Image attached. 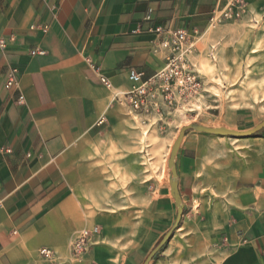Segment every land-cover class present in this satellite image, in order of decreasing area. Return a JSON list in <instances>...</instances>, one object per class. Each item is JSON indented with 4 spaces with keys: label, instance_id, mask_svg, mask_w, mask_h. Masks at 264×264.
Segmentation results:
<instances>
[{
    "label": "crops",
    "instance_id": "obj_1",
    "mask_svg": "<svg viewBox=\"0 0 264 264\" xmlns=\"http://www.w3.org/2000/svg\"><path fill=\"white\" fill-rule=\"evenodd\" d=\"M227 1L0 0V264H44L42 247L62 264H143L172 229L149 264H264V127L231 145L185 133L175 161L184 206L177 227L167 153L159 176L145 161L109 158L131 132L115 130L138 118L116 100L131 86L129 69L148 78L166 63L156 29H189L198 70L209 19ZM13 67L18 83L7 88ZM261 121L241 107L229 127ZM167 137L172 145L175 135ZM95 226L89 250L75 257L73 240Z\"/></svg>",
    "mask_w": 264,
    "mask_h": 264
},
{
    "label": "rangeland",
    "instance_id": "obj_2",
    "mask_svg": "<svg viewBox=\"0 0 264 264\" xmlns=\"http://www.w3.org/2000/svg\"><path fill=\"white\" fill-rule=\"evenodd\" d=\"M198 61V72L205 89L199 98L196 112L175 113L172 115V123L151 127H143L140 119L135 118V123L128 122L115 130L131 132L127 139L122 140L125 144L123 151L109 158H131L136 165L145 161L150 165L152 175L159 176L160 163L157 161L162 160L164 151L169 158L172 145L184 125L198 122L229 127L236 110L241 107L250 109L255 120L264 119V4L256 9H247L237 20L208 29ZM169 132L175 135L172 145L167 137ZM213 137L230 145L240 139L215 134ZM148 145L151 152L144 159L142 149ZM86 146L87 159L93 162L94 136L87 139Z\"/></svg>",
    "mask_w": 264,
    "mask_h": 264
},
{
    "label": "built area",
    "instance_id": "obj_3",
    "mask_svg": "<svg viewBox=\"0 0 264 264\" xmlns=\"http://www.w3.org/2000/svg\"><path fill=\"white\" fill-rule=\"evenodd\" d=\"M246 10L244 0H228L223 7L212 13L207 29H215L227 21L237 20ZM156 30L161 37L157 45L165 51V65L148 78L141 71L129 69L130 88L116 94V100L127 106L129 114L141 118V123L149 127L164 124V120L175 113L196 112L199 98L205 89L204 81L191 61L196 49L193 33L186 28L158 27ZM195 33L199 34L198 31ZM4 46V40L0 39V47ZM32 53L45 54L46 51L35 49ZM18 74L17 68H11L7 88L18 83ZM100 79L104 85L112 87L109 78L101 76ZM23 99L24 96L20 95L19 100ZM104 121L102 118L99 123ZM98 231V226L82 229L71 244L72 254L80 257L86 253L90 248L92 235ZM39 254L44 264H62L61 258L51 247H42Z\"/></svg>",
    "mask_w": 264,
    "mask_h": 264
},
{
    "label": "water",
    "instance_id": "obj_4",
    "mask_svg": "<svg viewBox=\"0 0 264 264\" xmlns=\"http://www.w3.org/2000/svg\"><path fill=\"white\" fill-rule=\"evenodd\" d=\"M264 127V119L256 124L255 126L249 128V129H245V130H239V129H235V128H230L227 126H223V125H219V126H209V125H205L202 123H198V122H193L187 125H184L183 127H181L180 132L178 137L175 139L173 145H172V149H171V153L170 156L168 158L167 161V167L170 169L171 171V186H172V191L174 194V197L176 199V203L178 205V217L175 223V227L178 226V224L180 223V220L182 218V214H183V210H184V206L182 204V200L178 191V184H177V172H176V157L180 148V144L182 142V139L185 136V133L192 129L198 132H205V133H210V134H215V135H221V136H233V137H237V138H245V137H250L255 135L257 132H259L262 128ZM174 229H172L171 231H169L164 237L163 239L160 241V243L157 245V247H155V249L149 254V256L147 257V259L144 261L143 264H149L151 258L161 249V247L167 242V240L169 239L170 235L172 234Z\"/></svg>",
    "mask_w": 264,
    "mask_h": 264
}]
</instances>
